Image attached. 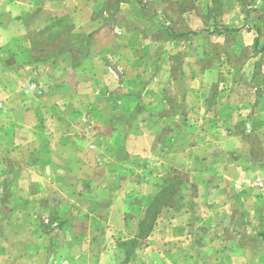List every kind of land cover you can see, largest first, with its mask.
I'll use <instances>...</instances> for the list:
<instances>
[{
    "label": "rangeland",
    "instance_id": "obj_1",
    "mask_svg": "<svg viewBox=\"0 0 264 264\" xmlns=\"http://www.w3.org/2000/svg\"><path fill=\"white\" fill-rule=\"evenodd\" d=\"M0 264H264V0H0Z\"/></svg>",
    "mask_w": 264,
    "mask_h": 264
}]
</instances>
